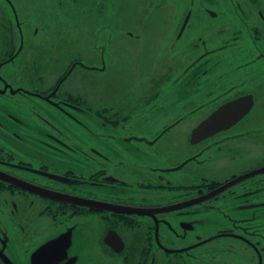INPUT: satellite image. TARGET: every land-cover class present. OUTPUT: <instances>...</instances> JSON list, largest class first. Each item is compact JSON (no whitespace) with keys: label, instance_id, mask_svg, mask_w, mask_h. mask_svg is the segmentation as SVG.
<instances>
[{"label":"flooded vegetation","instance_id":"obj_1","mask_svg":"<svg viewBox=\"0 0 264 264\" xmlns=\"http://www.w3.org/2000/svg\"><path fill=\"white\" fill-rule=\"evenodd\" d=\"M206 1L209 4L213 0ZM228 1L233 5L235 15L231 20L232 30L227 32L225 29L220 33L218 29L219 39L215 43L212 40L210 44L201 35L185 36V33L192 17L193 24L198 22L200 16L197 12L203 11L211 17H218L220 13L202 1H190L175 38L180 41L185 36L186 45L190 44L192 51L198 50V55L172 82L170 77L164 78L162 85L168 83L165 86L167 90L173 85L171 93L166 92L165 87L154 92H126L127 98L133 96L141 101V105L134 109L130 102L117 107L103 105L96 108L90 103L87 91L86 94L75 93L73 89L66 88L69 79L66 75L74 60L70 61V67L65 66L68 62L65 64L64 61L61 65L58 63V51L61 50L54 46L47 50L40 42H32L30 35L36 38L46 29L41 27V21L33 23L27 19L18 0H0V95L22 93L23 100L31 103H26L30 110L35 107L34 96L48 100L52 105L64 103L82 108L81 112L86 114L79 115L77 122L82 124L85 119L90 127L91 124L103 127V132L109 131L104 136L112 140L102 141L86 150L69 140L67 126L62 128L53 120H45V128L40 130L42 137L30 141L33 144L30 152L39 154L36 158L54 162L57 158L78 160L80 155L83 160L81 170L54 167L47 161L36 165L30 159L17 158L0 145V212L8 213L10 222L17 226V231H21L22 237L13 238L12 243L30 246L25 250L28 257L36 250L32 256L33 264H63L58 259L64 254L56 243L43 244L42 232L35 237H26L28 228L35 224L33 216L38 219L48 216L53 223L67 222L72 226L95 216L102 233L98 238L97 253L96 246L93 248V262L98 259L103 264L108 261H117L118 264H193L208 257L212 264H217L214 254L204 255L202 251L207 245L228 238L229 245L243 247L242 258H248L250 263L264 264L263 236L257 227L261 223L260 218L258 215L248 216L243 211L264 206V172L261 171L264 164H256L224 179L194 176L192 173L203 165L207 155L210 157L212 150H216L215 157L220 158L241 152L242 135L250 132L243 130L246 127L242 124L256 106L254 90L262 85V80L252 87L248 79L244 81L248 71H257L251 66L262 68L264 65V59L261 62L264 58L262 2ZM121 2L89 0L80 5L73 0L71 4L91 13L98 10L103 15L110 3L114 5L110 9L115 12L116 30L134 35L129 29L120 28ZM61 3L59 0L54 9ZM170 4L169 0H151L148 5L157 11ZM244 4L248 10L242 7ZM151 13L145 12L141 20H146V14ZM242 40L251 47L236 51L237 41ZM98 48L100 62L105 66L108 47L104 50L100 46ZM230 53L236 56L234 62L224 63L218 57L221 54L227 57ZM245 56L249 59L246 60ZM191 93L200 94L203 98L187 109L174 110L171 114L170 110L154 108L159 99L181 100ZM251 97L252 108L232 125L204 140L193 141L194 130L220 107L243 98L251 100ZM59 108L66 110L67 107L61 105ZM199 113L201 115L198 116ZM238 114L239 109H232L222 122L228 124ZM10 116L20 125L27 124L24 119L12 118L13 113ZM190 121L196 123L183 137L189 145L197 148L181 160L170 162L174 135ZM118 137L120 141L116 140ZM237 140L239 145H235ZM227 200L233 201V205ZM117 207L129 211H119ZM225 208L231 213H226ZM200 216L218 217L222 226L203 235L199 230ZM48 246L50 252L44 256L47 260L36 263V259L42 258L37 257L38 253Z\"/></svg>","mask_w":264,"mask_h":264},{"label":"rangeland","instance_id":"obj_2","mask_svg":"<svg viewBox=\"0 0 264 264\" xmlns=\"http://www.w3.org/2000/svg\"><path fill=\"white\" fill-rule=\"evenodd\" d=\"M58 1L18 0V5L27 19H30L33 23L41 21V27L46 28L36 38L30 35L29 38L32 39V42L35 40L37 43L40 42L41 46H44L47 50H51L52 46L61 50L58 51V63L60 64H63V61L65 64L68 62L65 66L70 67V61L74 60V64L72 63L73 65L66 75L69 78L65 84L66 88L73 89L75 93L86 94L87 91L90 103L96 108H101L103 105H116L117 107L118 104L130 102L132 108L136 109L138 105H141V101L133 96L127 98L126 92L143 93L148 92V90L154 92L158 88L159 90L163 89L168 85V83L162 85L164 78L170 77V82H172L174 78L181 75L186 65L198 55V50L192 51L189 48L190 44L186 45V35H201L208 41V44L212 40L215 43L220 35L217 32L218 29L220 33L225 29L229 32L232 30L231 20L232 18L235 19L233 5L228 0H213L209 4L206 0H195L197 2L202 1L210 6L213 11L219 12L220 15L211 17L203 11L197 12L200 16L198 22L193 24L194 17H192L190 30L188 29L185 36L178 41L175 36L179 31L183 16L189 8L191 0H169L171 4L168 7L162 6L163 10L157 11L154 6L148 5L151 0H122V15H120L122 26L120 28L129 29L131 32L133 31L134 35H129L126 31L119 33L116 30L118 25H115L117 23L114 18L115 12L110 9L114 5L110 3L108 4L109 8L102 15L98 10L91 13L90 10L84 11L79 8L77 4L72 5L73 0H62V3L54 9ZM74 1L83 5L89 0ZM260 1L264 11V0ZM242 7L248 10V6L246 7L245 4ZM147 8H150V10L147 11ZM145 12L152 13L146 14L148 18L143 21L141 19ZM45 18L46 20H44ZM134 21L137 23L132 24ZM262 28V48L264 49V27ZM30 41H28V44H30ZM99 46L102 47V50L108 47L109 53L105 66L100 62L99 51H97ZM246 46L251 47V44L244 43L242 40L239 43L237 41L234 48L237 51L246 48ZM221 55L218 57L224 63L234 62L233 58L236 57L232 53L227 57ZM245 57L246 60L249 59L248 56ZM230 58L232 59L230 60ZM263 59L261 60L262 63ZM251 67L257 71H248L245 74V80H243L246 82L248 79L251 87L253 84H259L262 80V85L259 89L254 90L257 96L256 106L242 124V127H246L243 130L248 129L250 132H245L242 135L241 152L227 154L220 158L219 156L215 157L216 150H212L210 157L209 155L205 157L206 161L203 165L192 170L194 176L224 179L233 173L251 168L256 164H264V78L262 77L264 65H262V68ZM73 68H75L74 71ZM8 70L11 71V69ZM64 70L67 71L68 68ZM64 70H61V72L63 73ZM168 87L170 89L167 90L165 87V91L171 93L173 85ZM23 95L22 93L0 95V145L17 158L30 159L36 165L39 162L47 161L54 167L61 168V166H64L81 170L83 160L80 155H78V160L69 161L68 159L57 158L54 162L45 158H36L39 154L34 151L30 152L29 148H33L30 141H35L36 137H42L40 130L45 128L44 125L47 123L45 120L49 119L62 128L67 126L69 140L74 145L82 146L86 150L92 145H100L102 141H112L104 136V133L109 131L103 132V127L97 124H91L90 127L85 119L82 124L77 122L79 115L86 114L81 112L82 108L64 103H59L58 106L52 105L50 101L34 96L35 107L30 110L29 105L31 103L23 100L21 97ZM202 98L200 94L191 93L181 98V100H174L175 98L169 100L159 99L155 102L154 108L170 110L173 114L174 110L187 109L191 105L199 103ZM26 103L29 105H26ZM61 105L67 107L66 110L59 108ZM12 113V118L24 119L27 124L20 125L15 122L16 119H11L10 114ZM75 113L77 116H75ZM193 123H196V121L188 122L184 128L179 129L174 135V142L171 144L170 162L181 160L197 148L189 145L186 138L183 137L184 134L188 133ZM116 140L120 141V138L118 137ZM235 145H239L238 140ZM74 162L79 163L74 164ZM186 172L190 173V170ZM263 195L264 193H262ZM227 202L230 205L234 203L231 200H227ZM224 210L226 213H231L228 208ZM243 211L248 216H259V222L261 223L257 227H259L258 230L262 231V244L264 245V206ZM33 217L35 218V224L28 228L26 237L30 238L33 235L35 237V234L42 232L43 244L53 242L60 245L64 254L58 261L63 264H77L79 260H81L78 262L79 264L90 263L94 254V246L97 248L95 249V253H97L98 238L101 236L102 228L96 223L95 216L82 219L83 225L77 226H72L67 222L53 223L48 216L41 219H38L37 216ZM200 218L199 230L203 235H207V231L222 226L218 217L200 216ZM16 228L17 226L10 222L8 213L5 212L4 215L0 212V264H33L32 256L36 250L33 253L30 252L28 257L25 250L29 249L30 246L26 243L22 246L12 243L13 238L22 237L21 231H17L18 228ZM2 239H5V241H1ZM227 239L223 238L207 245L208 247L204 248L202 253L204 255L214 254L217 264L250 263L248 258H242L243 251L241 249L243 247H239L241 245L236 246V244L229 245ZM245 260L248 262L246 261V263ZM91 264H103V262L98 259L93 262L92 259ZM104 264H118V262L108 261ZM193 264L212 263L207 257L204 261L194 262ZM250 264L256 263L251 262Z\"/></svg>","mask_w":264,"mask_h":264},{"label":"water","instance_id":"obj_3","mask_svg":"<svg viewBox=\"0 0 264 264\" xmlns=\"http://www.w3.org/2000/svg\"><path fill=\"white\" fill-rule=\"evenodd\" d=\"M253 106V100L251 97V100L249 99H239V100H235V101H231L225 105H223L222 107L219 108V110H217L212 116H210L207 120H205L198 128H196L192 134V139L193 141H200V140H204L207 137L212 136L214 133H216L217 131H219L222 128H226L230 125H232V123H234L237 119H239L240 117H242V115H244L246 112H248ZM232 109H239V114L238 116L234 117L233 120H231V122H228V124H224L223 121V117L225 115H227ZM262 173L264 172V168H262ZM2 177V176H1ZM117 209L119 211L121 210H125V211H129L125 208H118ZM49 247H45L44 250L40 251L38 253L37 257H42L41 259H36V263L38 261H42L44 259V261H46L47 259L44 257L45 255H47L48 252H50Z\"/></svg>","mask_w":264,"mask_h":264}]
</instances>
